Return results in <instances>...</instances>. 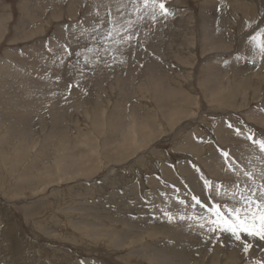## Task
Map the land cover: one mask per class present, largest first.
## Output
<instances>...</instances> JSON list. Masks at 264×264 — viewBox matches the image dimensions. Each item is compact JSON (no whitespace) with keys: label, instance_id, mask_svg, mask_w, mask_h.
Returning a JSON list of instances; mask_svg holds the SVG:
<instances>
[{"label":"rangeland","instance_id":"374dc122","mask_svg":"<svg viewBox=\"0 0 264 264\" xmlns=\"http://www.w3.org/2000/svg\"><path fill=\"white\" fill-rule=\"evenodd\" d=\"M163 2L153 23L130 0H0V264H264V241L226 248L192 206L230 208L244 168L261 181L248 136L264 139V58L249 37L264 0ZM108 12L135 35L92 69L75 52ZM34 80L57 86L61 118L39 110L44 96L25 102Z\"/></svg>","mask_w":264,"mask_h":264},{"label":"snow or ice","instance_id":"6c2138e0","mask_svg":"<svg viewBox=\"0 0 264 264\" xmlns=\"http://www.w3.org/2000/svg\"><path fill=\"white\" fill-rule=\"evenodd\" d=\"M130 2L133 4L135 13L139 14L141 19L144 13L147 12L153 23L157 20V12L165 20L170 15L163 0H130ZM117 12L120 13V18L123 19L125 14L121 9L117 8ZM127 15L131 16L132 13ZM108 16L109 19L107 21L101 18L99 24L91 26L89 43L75 52L76 56H80L81 52L90 54L84 56L85 63L91 64L93 60L98 62V54L101 52H111L113 54L112 58L115 59V54L122 52V46L130 43L133 35H135L131 28L133 23L131 19L121 24L118 20L112 19L111 12L108 13ZM80 23L83 25V22ZM249 40L254 45V49L258 50L257 54L264 58V29H260L256 34L251 35ZM63 52L68 56L73 55L68 43L63 45ZM249 62L254 63L255 61ZM104 63L108 64L107 58H104ZM229 127H232V125L229 124ZM236 131L239 135V129ZM248 140L258 145L259 151L264 153V139H254L252 135H249ZM221 155L224 158V163L229 166L230 170L234 171V161L229 159V153L222 151ZM235 167L238 168L239 165ZM242 172L247 180L243 182V190L240 193H233L234 202L230 208L221 210V207L216 204H212L209 207L199 198L192 197L194 209L199 207L206 209L210 213L208 217L197 215L196 226L202 230L207 229L209 233L227 234L238 242L242 240V237L245 240L252 238L264 241V172L261 173V181L259 182L253 172L246 169H242ZM210 185L211 182L206 180L205 187H210ZM237 187H240V185H237ZM164 214L168 221L172 223L174 217L167 212ZM179 219L191 222V217L181 215ZM199 221H203V223H199ZM242 247L245 253L249 252V243H243Z\"/></svg>","mask_w":264,"mask_h":264},{"label":"bare ground","instance_id":"6f19581e","mask_svg":"<svg viewBox=\"0 0 264 264\" xmlns=\"http://www.w3.org/2000/svg\"><path fill=\"white\" fill-rule=\"evenodd\" d=\"M95 1V0H94ZM108 2V1H107ZM111 2V1H110ZM70 3V2H69ZM93 3V2H92ZM106 3V2H105ZM74 4V3H73ZM96 4V3H95ZM94 3H93V5H95ZM107 4V3H106ZM108 4H109V2H108ZM71 5V4H70ZM96 5H98V3L96 4ZM101 5H102V2H101ZM100 5V6H101ZM110 5V4H109ZM74 6V5H73ZM117 6V5H116ZM91 7H92V4H91ZM94 7V6H93ZM92 7V8H93ZM99 7V6H98ZM97 7V8H98ZM112 7H113V5H112ZM103 8V7H102ZM101 8V9H102ZM110 8V7H109ZM117 8V7H116ZM73 9V8H72ZM108 9V8H107ZM56 10V9H55ZM110 10H111V8H110ZM92 11V10H91ZM103 11H105V9L104 10H102L101 12H103ZM114 11V10H113ZM72 12H73V10H72ZM98 12H100V10L98 11ZM116 12H117V10H116ZM109 13V12H108ZM114 13V12H113ZM105 14V13H104ZM104 14H103V16H104ZM93 15V14H92ZM106 15H108V14H106ZM106 15L104 16V17H106ZM114 15V14H113ZM119 15V14H118ZM101 16V15H100ZM102 16V17H103ZM99 18V17H98ZM107 18H109V16L107 17ZM114 18V17H113ZM104 20H107V19H105L104 18ZM72 42V41H71ZM72 47V46H71ZM75 50V49H74ZM83 57V56H82ZM105 58H107V60H108V63L111 61V58L110 57H105ZM47 59V58H46ZM35 60V59H34ZM56 62V61H55ZM81 62V61H80ZM87 65L89 66V67H92V69H94V68H96V67H98L99 65H105V63H104V59H102V60H100L99 61V63L98 62H94V61H91V64H88L87 63ZM86 65V66H87ZM104 68V67H103ZM49 69V68H48ZM53 73V72H52ZM16 74V73H15ZM43 75V74H42ZM31 76V75H30ZM67 79V78H66ZM121 79V78H120ZM116 80H118V78H116ZM63 85H65V84H62V86ZM27 88V87H26ZM48 88H50L49 90H51V91H53V92H56V91H58V90H56L57 89V86L54 84L53 85V83L52 84H44L43 83V81H42V83L41 82H36L35 80H34V82L33 83H29V86H28V89H29V91L30 92H34V94H32V97H30V96H27V99L25 98V102L27 103V104H31L32 102H34V100L33 99H40L42 96H44V97H46L45 98V103L43 104V106L39 109L41 112H43V113H48V115L50 114V115H52L53 116V114H54V117L56 116V118L58 119V118H61L62 117V112L60 113V109H59V107H58V104L59 103H55V101L54 102H52V100H51V98L49 97L50 96V91L49 92H46V90L48 89ZM58 88H60V87H58ZM63 88V87H62ZM40 89V90H39ZM61 89V88H60ZM65 89V88H64ZM26 90V89H25ZM38 90V91H37ZM55 90V91H54ZM52 92V93H53ZM4 93H5V90H3V91H0V98L1 97H3V95H4ZM59 93H60V91H59ZM75 93V92H74ZM3 94V95H2ZM56 94V93H55ZM73 96V95H72ZM53 97V96H52ZM28 98H30V99H28ZM69 98H71V97H69ZM36 100V101H37ZM57 100V99H56ZM62 100V99H61ZM28 101V102H27ZM57 102V101H56ZM60 102V101H59ZM1 106V105H0ZM79 107V106H78ZM2 112V111H1ZM56 112H57V115H56ZM45 115V114H44ZM39 116V115H38ZM52 116H48V117H52ZM3 118V117H2ZM44 119V118H43ZM58 122V121H57ZM112 122V121H111ZM43 124V123H42ZM54 126V125H53ZM56 126V125H55ZM116 126V125H115ZM58 127V126H57ZM3 135V134H2ZM6 136H7V134H5ZM10 135V134H9ZM11 136V135H10ZM2 137V136H1ZM3 138V137H2ZM1 138V139H2ZM6 138V137H5ZM11 138V137H10ZM4 139V138H3ZM191 139V138H190ZM4 141H6V140H4ZM190 141V140H189ZM8 142V141H7ZM192 145V144H191ZM197 145V144H196ZM236 148H238V147H236ZM195 152V151H194ZM243 158V157H242ZM252 161H254V160H252ZM243 162V161H242ZM250 164V163H249ZM248 167V166H247ZM244 168V167H243ZM245 169V168H244ZM242 172V171H241ZM253 172V171H252ZM256 174V173H255ZM229 179V178H228ZM238 180V179H237ZM186 198V197H185ZM183 201V200H182ZM201 210V209H200ZM190 211V210H189ZM185 214V213H184ZM184 222V221H183ZM175 223H177V221L175 222ZM91 233V232H90ZM211 234V233H210ZM92 235V234H91ZM215 235H217V233L215 234ZM185 237V236H184ZM215 238V237H214ZM217 239H220V240H223V242H227L228 241V246H226V248H229V243H233L234 241L235 242H237L236 240H235V238H233V237H230V236H228L227 234H220V237L218 238H216V240ZM254 240V239H253ZM252 240V241H253ZM248 241H249V239H248ZM251 241V240H250ZM251 241V242H252ZM197 243V242H196ZM215 243V242H214ZM223 244V243H222ZM221 244V245H222ZM176 245V244H175ZM220 245V244H219ZM142 248V247H141ZM144 248V247H143ZM177 248H181V250H177L176 252H174L172 255H174L175 256V258L176 259H179V260H183V261H185L186 259L184 258L185 256H184V248L183 247H181L180 245H176L175 247H173L172 248V250H174V249H177ZM187 248V247H186ZM149 249V248H148ZM153 250V249H152ZM223 250V249H222ZM228 250V249H227ZM186 251V250H185ZM224 251V250H223ZM155 255H157V256H155ZM254 255V254H253ZM160 252H157V251H155V252H153L152 253V255H151V258L153 259V261H155V262H157V261H159V259H160V261H162L163 259H165V258H160ZM188 257V256H187ZM232 258H234L235 257V254L234 255H232L231 256ZM262 257V256H261ZM166 259H168V258H166ZM163 262H165V261H163ZM172 262V261H171ZM188 262V261H187ZM162 263V262H161ZM168 263H170V262H168V260H167V264ZM189 263H190V261H189Z\"/></svg>","mask_w":264,"mask_h":264}]
</instances>
